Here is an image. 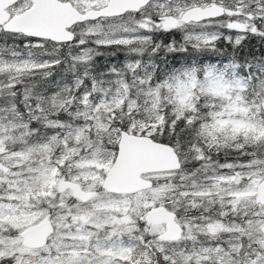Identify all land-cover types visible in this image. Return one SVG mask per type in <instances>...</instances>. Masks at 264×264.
Listing matches in <instances>:
<instances>
[{"label": "snow or ice", "instance_id": "6c2138e0", "mask_svg": "<svg viewBox=\"0 0 264 264\" xmlns=\"http://www.w3.org/2000/svg\"><path fill=\"white\" fill-rule=\"evenodd\" d=\"M0 264H264V0H0Z\"/></svg>", "mask_w": 264, "mask_h": 264}]
</instances>
